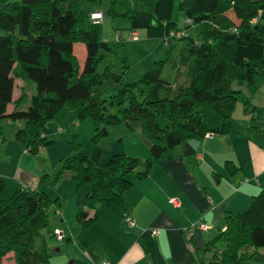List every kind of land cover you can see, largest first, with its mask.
Segmentation results:
<instances>
[{"label":"trees","instance_id":"1","mask_svg":"<svg viewBox=\"0 0 264 264\" xmlns=\"http://www.w3.org/2000/svg\"><path fill=\"white\" fill-rule=\"evenodd\" d=\"M101 1L0 0V144L1 123L11 120L25 124L15 134L24 152L51 146L44 126L65 107H77L79 119L92 117L100 124L91 136L93 146L73 147L61 165L76 192L90 188L77 214L83 226L97 217L102 204L122 211L124 193L132 186L129 177L145 179L153 160L172 158L190 140L225 134L235 104L245 114L253 112L244 90L256 93L264 69V0H108L106 14L128 21L130 33L146 30L175 43L138 82L123 85V56L101 36L104 13L100 21H91L93 11L83 6ZM194 26L196 40L189 33ZM178 31L185 36L170 37ZM76 49L84 52L83 64ZM18 79L32 83L35 94L28 99L22 89L8 112ZM133 125L147 140L151 158L114 154L102 163L98 144L110 136L108 128L132 130ZM52 205L58 207L59 199L47 200L27 187L11 191L0 179V257L11 251L18 264H48L49 239L56 238ZM226 224L208 243L210 256L200 264H264V189L247 211L227 214Z\"/></svg>","mask_w":264,"mask_h":264},{"label":"crops","instance_id":"2","mask_svg":"<svg viewBox=\"0 0 264 264\" xmlns=\"http://www.w3.org/2000/svg\"><path fill=\"white\" fill-rule=\"evenodd\" d=\"M255 84L256 93L250 96L245 90V95L254 111H264V69ZM22 89L28 99L35 94L32 83L16 80L8 112L13 111ZM208 135L179 146L170 159L153 160L145 179L130 178L123 210L102 204L87 226L77 214L90 188L76 192L75 185H70L71 194L58 197L59 205L51 212V228L59 229L64 240L49 239L48 264H200L207 259L208 243L226 230V215L247 211L252 197L264 189V134L243 121L228 126L225 134ZM115 141L111 156L151 158L148 142L136 125L132 130L123 128ZM230 165L237 171H229ZM31 181L20 187L34 188ZM172 197L180 201V208L169 203ZM87 213L89 218L94 215L92 210ZM124 216L132 218L135 227L129 228ZM201 222L212 228L200 231ZM152 229L158 230L157 236L150 234Z\"/></svg>","mask_w":264,"mask_h":264},{"label":"rangeland","instance_id":"3","mask_svg":"<svg viewBox=\"0 0 264 264\" xmlns=\"http://www.w3.org/2000/svg\"><path fill=\"white\" fill-rule=\"evenodd\" d=\"M83 6L90 12L104 13L101 21V36L117 53H121L123 56L127 66L126 72L121 78L123 85L138 82L156 63L165 60L170 47L175 44L173 41L167 44L166 40H162L158 35L146 30L137 31L139 40L131 41L128 21L112 19L106 14L108 0L92 4L85 3ZM262 23L264 24V15ZM195 28L197 29L196 26L192 27L189 33L196 40ZM193 39L190 38L192 42H194ZM75 55L79 63L83 64L84 52L82 54L76 49ZM117 57L111 56V61L115 65L118 64ZM163 77L168 78L166 68L163 71ZM78 113L77 107H65L56 113L43 129L46 139L54 143L51 146L41 145L35 154L23 152L15 136L16 132L25 126L23 122L6 120L1 123L4 141L0 144V179L5 182L9 190L15 191L21 184L32 180L30 183L34 185V188L31 189L40 193L47 200L54 201L58 197L65 198L71 194L70 185H75V183L70 179L69 171L62 170V160L70 154L73 147L80 146L83 149H90L93 146L91 136L96 128L100 127L96 119L92 117L79 119ZM243 121L252 129L264 131V111L245 114L241 104L237 103L233 107L228 126L233 128ZM123 128L124 126L109 127L110 136L99 142L98 146L103 150L102 163H106L111 154L115 152V138H119ZM59 129H62L61 133H59ZM23 157L30 161L23 160ZM58 174H61L62 177L56 179ZM50 208L53 210L54 206L52 205ZM52 210L50 209L48 212L51 213ZM52 218L53 215L50 217V226H52ZM246 252L251 253L252 250L246 248ZM0 264H18V260L15 258L14 252L6 251L0 257Z\"/></svg>","mask_w":264,"mask_h":264},{"label":"built area","instance_id":"4","mask_svg":"<svg viewBox=\"0 0 264 264\" xmlns=\"http://www.w3.org/2000/svg\"><path fill=\"white\" fill-rule=\"evenodd\" d=\"M90 19H91L92 21H100V20L102 19V13H101V12H98V11L93 12V13L90 14ZM186 24L189 25V24H190V21H186ZM174 36H175L176 38H178V37H183V36H185V33H184V31H178V32H175V33H170V37H174ZM129 39H130L131 41H137V40H138L137 33H135V32L130 33V34H129ZM212 135H213V134L210 133L208 136H212ZM169 203H170L173 207H176V208H180V206H181L180 201H179L176 197H172V198H170V199H169ZM123 220H124L125 224H126L129 228H133V227H135V221H134L132 218H130V217H128V216H124V217H123ZM197 228H198L200 231H207V230L211 229L212 226H209V225H207V224L201 222V223H199V224L197 225ZM53 234L56 236V238H57L58 241L61 242V241L64 240V236H63L62 232H61L59 229H55V230L53 231ZM150 234H151L152 236H157V234H158V230H157V229H152V230L150 231ZM101 264H109V263H108V261H103Z\"/></svg>","mask_w":264,"mask_h":264}]
</instances>
